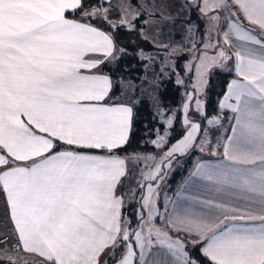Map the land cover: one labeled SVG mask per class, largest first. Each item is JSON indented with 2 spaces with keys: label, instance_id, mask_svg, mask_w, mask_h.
<instances>
[{
  "label": "snow or ice",
  "instance_id": "6c2138e0",
  "mask_svg": "<svg viewBox=\"0 0 264 264\" xmlns=\"http://www.w3.org/2000/svg\"><path fill=\"white\" fill-rule=\"evenodd\" d=\"M190 13L211 22L206 34L222 23L183 66L196 95H186L179 125L170 112L153 117L162 125L150 133L158 151L118 155L134 140L143 103L139 88L121 86L123 69L110 67L128 55L119 30L174 62L183 46L165 44L166 30L187 24L191 35L196 26L182 19ZM229 61L238 78L219 106L232 113L231 134L213 146L197 139L204 130L189 112L220 123L202 108L213 70ZM195 147L222 150L190 179L226 198L188 197L195 203L162 214L161 184ZM0 193L12 232L0 234V264H264V0H0Z\"/></svg>",
  "mask_w": 264,
  "mask_h": 264
},
{
  "label": "rangeland",
  "instance_id": "374dc122",
  "mask_svg": "<svg viewBox=\"0 0 264 264\" xmlns=\"http://www.w3.org/2000/svg\"><path fill=\"white\" fill-rule=\"evenodd\" d=\"M113 3L116 2V0H112ZM177 3H180L182 1L180 0H176ZM183 20L185 21H189L192 25H195V29L193 31V33L191 35L188 34L187 32V24H176L174 28L171 27V25L169 26V28L166 30L167 31H171V35L170 36H166V38H164V43L165 44H179V45H184L180 51L182 53V57L183 59L181 60V62L184 63V66L186 64L191 63L198 55L200 52L205 51L206 49L203 47V45L205 43H214L217 39V32L219 30L220 25L213 29L210 33L206 34V29L209 26V24L211 23L210 21H208L206 18H204V30L203 33L202 31L200 33H202V36H198L200 33L198 32L199 27H201L200 24V20L198 19L196 14H192L190 13L189 16H184L182 17ZM197 31V32H196ZM199 33V34H198ZM150 43V42H149ZM151 45L153 46V44L151 43ZM193 45H195V47H192ZM151 47H149V45L147 44L146 47H144L142 49L143 52V57H149L151 56L152 51H155L156 48H160V47H154L153 49H150ZM163 49V48H160ZM157 52V51H156ZM160 52H166L164 49ZM154 55V54H153ZM156 55V56H155ZM154 56H152L151 60H158L159 56L155 53ZM149 60V62L151 63L152 61ZM155 62V61H154ZM153 62V63H154ZM175 62V61H174ZM114 64V63H113ZM113 64H111L110 66H113ZM173 65V64H172ZM153 66V67H151ZM171 71H173V69H169L166 67H160L155 68L153 64H146L145 66V74L141 77V78H137V79H133V82H129L131 84H133L136 88H139L140 91L136 92L135 95L137 97L138 100H142L144 98H149L151 100V106H152V110L155 112L156 116H159L160 120L164 119V116L162 115L163 113H166V109L164 107L160 106V99L158 98V91H159V87L157 88V90H154L153 88V82H155L157 84L156 78L159 80L160 78H167L168 75L171 73ZM175 72H179L178 68H174ZM181 72H183L182 75L180 74L179 77H182V80L184 81L183 88H184V95L186 97V95L188 93H192L193 95H196L195 92L192 91L194 85L196 84V80L195 77L192 73H188L186 71L183 70V67L180 69ZM194 71V70H193ZM161 72L164 73L163 76H161ZM228 72H232L231 75L228 74ZM217 73L215 75H213L215 82H217L220 86L221 89L220 92L217 96H216V110L213 111L212 113H208L207 112V103L210 99V92L211 90L208 92L206 101L203 105L202 111H206L207 113V117L208 119H212L213 117L220 115L222 117L221 121L219 124L216 125H208L206 120L203 118V116L194 114L192 111L189 112V116L193 119L194 122L199 123L201 125V128L204 130L201 133L198 134L197 139H199L200 136H208L209 139L211 140V143L213 146H215L217 144V142H223L227 136H229L230 133V118L232 116V113L230 112V110H226V109H221L220 108V103L223 102V95L226 93V89H227V85L228 83L233 80L234 78H238L237 74L235 72V63L234 61H229L226 65V67L223 70H213V74ZM221 73H227L225 75H222ZM185 76H187L188 80L187 82L184 80ZM138 77V76H137ZM147 81V82H146ZM129 83H122L121 86L123 88H127V85ZM211 89V86H210ZM117 96H120L121 93L118 92ZM185 102L182 101L181 102V112H182V104ZM159 104V107H154V105ZM212 108V107H211ZM172 115H174L176 117L175 123H177V125H179L180 123V119H182V116L177 114V108H173L172 112L170 113ZM158 128L159 126L156 124L155 126L153 125L152 128ZM161 128V127H160ZM164 129H167V125L165 124L163 126ZM183 131L182 128L177 127L176 132L175 133H171V135L173 136V140L172 143H175V141L177 139L180 138V133ZM149 142L151 143V140H149ZM152 147V145H151ZM213 147H208L206 148L205 151L201 152L199 150V147H195L191 150V152L189 153V155L187 156H180L176 159V161L173 163L172 166V170L168 172V176L166 179V183L165 184H161V188H160V202H159V208H160V212L163 214L164 213V209L165 207L168 208L169 213L171 212V205H172V199L176 198V193L177 191H180L185 180H190V175L191 173H193L195 171V168L197 166L198 163H218L220 162L223 157H222V150L216 151V154L213 155ZM158 150H154L153 147L152 148H144V150L139 151V152H135L133 154L139 153L141 155H152L154 154V152H156ZM131 153V152H130ZM143 167V166H141ZM196 189L193 190V196L191 195V197H200L202 198L204 194L203 190H201V186L196 185ZM209 198L214 199L215 196L213 194L208 193ZM179 197H181L179 199ZM186 198V194H182L181 196V192L178 193V204L174 203V206H182V207H188L192 204L195 203V201L193 199H185ZM139 198H137L138 200ZM6 207L5 202H4V197L2 196V193H0V216L2 214V209L3 207ZM139 208L138 203H133L130 210H127L125 212V216L129 219L132 218V214L134 211H136ZM133 227H136V222L135 220L133 221ZM156 226L163 228L164 227V222L163 219L160 218L156 221Z\"/></svg>",
  "mask_w": 264,
  "mask_h": 264
},
{
  "label": "trees",
  "instance_id": "16d2710c",
  "mask_svg": "<svg viewBox=\"0 0 264 264\" xmlns=\"http://www.w3.org/2000/svg\"><path fill=\"white\" fill-rule=\"evenodd\" d=\"M92 2L95 3L96 0H92ZM200 24L201 27H199L198 32L200 33L202 31L203 33L204 22L203 23L200 22ZM202 33H200L198 36H202ZM147 44L149 45V47H151L150 49H153V46L151 45V43H149V41L142 39L136 33L129 32L127 30H119V45L122 49H125L127 51L128 55L124 56L118 63H114L113 66L110 67L113 69H116L117 67L123 69L122 72H119L117 74L118 76L123 78L122 79L123 84L129 83L131 81L133 82V79L141 78L145 74L144 73L145 66L148 63L150 65L153 64L154 67L158 69L162 66L169 69H173V71H171V73L168 75L166 79L160 78L158 80L156 78L157 85L159 87L158 98L160 99V106L166 109V113L169 112L171 113L172 109L176 107L177 114L180 116L182 113L181 102L185 100V95H184L185 90L183 88V85L177 84V80H182V77L181 76L179 77L180 74L185 75L183 74V72L180 71V69L184 66V63L181 62L183 57L173 62L169 57V53L167 51L160 52L163 49L156 48L155 51H152L151 53H153L154 55L156 53L159 56V58L158 60L153 59V61L149 59L152 61L150 63L149 60H144L141 58L143 55L142 49L146 47ZM153 54H151V56L149 57L154 56ZM175 67L179 69V72L174 71ZM215 74L217 73H214L213 75ZM221 74L227 76L226 75L227 73H221ZM113 79L115 80L116 77H113ZM161 80H163V83H159ZM184 80L187 82L188 80L187 76H185ZM220 89L221 86L217 82H215L214 77L212 76L210 99L207 103L208 113H212L213 111L216 110L215 101H216V96L220 92H222L220 91ZM117 93L118 92H116V95H118ZM141 101H143V103L137 105L138 122L135 125L134 140L126 147L125 151L119 152L118 154L139 152L144 150V148H149V147L152 148L151 143L149 142V140L153 139V137L150 135L153 129L152 126L153 125L155 126L157 124L159 128L162 127L161 123L158 122V119L153 118L154 116H156V114L152 110L151 100L149 98H144ZM4 233L5 232L3 231V229H1L0 226V234H4ZM197 259H199L198 255H197ZM202 264H207V262L203 261Z\"/></svg>",
  "mask_w": 264,
  "mask_h": 264
},
{
  "label": "crops",
  "instance_id": "0c3cea01",
  "mask_svg": "<svg viewBox=\"0 0 264 264\" xmlns=\"http://www.w3.org/2000/svg\"><path fill=\"white\" fill-rule=\"evenodd\" d=\"M180 1L183 2V0H180ZM76 19H80V18H76ZM220 27H222V23H221ZM236 50H237V49H236V47L234 46L233 49H232V51H236ZM102 71L107 72L108 69H107V68H104V67L102 66ZM228 74L231 75L232 72H228ZM234 79H237V78H234ZM133 153H135V152L125 153V154H118V155L126 156V155L133 154ZM92 154L106 155V153H102V152H93ZM218 163H219V162H218ZM212 164H216V163H212ZM191 174H192V173H191ZM190 177H191V175H190ZM196 185L201 186V190H203V192H204V194H205V195H203V197H208V198H209L208 193H210V194H213V195L215 196L214 199H224V198H226V197L224 196V194H222V193H217V192L211 187V185H209L208 182H206V181H203V180H199V179H197L196 182L193 183L191 179H190V180H187V181L185 180V182H184V184H183L181 190H180V191H177V193H176V198H173V199H172V205H171V209H170V211L173 210V205H174V203H177V204H178V193L181 192V196H182V194L185 193V194H186V198L191 197V195L193 196V190L196 189V187H197ZM2 196L4 197L3 193H2ZM203 197H202V198H203ZM180 198H181V197H179V199H180ZM170 213H171V212H170ZM0 226H1V229H3V231H4L5 233H7L10 237L12 236V232L10 231V229H9V227H8V218H7V211H6V207H5V206L3 207V209H2V214H1V216H0ZM26 259H28V260H32L33 258H32V257H26Z\"/></svg>",
  "mask_w": 264,
  "mask_h": 264
},
{
  "label": "built area",
  "instance_id": "2783aa9c",
  "mask_svg": "<svg viewBox=\"0 0 264 264\" xmlns=\"http://www.w3.org/2000/svg\"><path fill=\"white\" fill-rule=\"evenodd\" d=\"M13 255H15V254L13 253Z\"/></svg>",
  "mask_w": 264,
  "mask_h": 264
}]
</instances>
